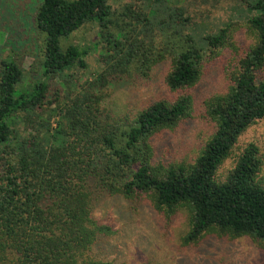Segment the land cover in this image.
Listing matches in <instances>:
<instances>
[{
  "label": "trees",
  "instance_id": "16d2710c",
  "mask_svg": "<svg viewBox=\"0 0 264 264\" xmlns=\"http://www.w3.org/2000/svg\"><path fill=\"white\" fill-rule=\"evenodd\" d=\"M120 2L37 0L25 30L37 35L27 44L33 62L26 69L27 55L15 52L23 45L3 29L18 17L11 15L15 5L0 0V47L11 50L0 56V264H116L100 254L115 233L94 213L113 197L149 199L166 222L184 212L183 248L216 237L249 238L264 249L258 147L249 144L226 177H218L241 137L264 120V0L249 2L254 43L227 91L205 102L215 132L188 164H155L152 140L194 118L191 91L208 60L234 47L235 24H199L191 0ZM92 23L98 27L93 50L65 47ZM91 51L99 53L100 71L81 81L76 71L88 68ZM168 60L165 83L174 97L133 116L116 114L109 104L113 88L150 79ZM141 264L162 262L151 254Z\"/></svg>",
  "mask_w": 264,
  "mask_h": 264
},
{
  "label": "rangeland",
  "instance_id": "374dc122",
  "mask_svg": "<svg viewBox=\"0 0 264 264\" xmlns=\"http://www.w3.org/2000/svg\"><path fill=\"white\" fill-rule=\"evenodd\" d=\"M1 1L3 3L12 1L15 7L12 8L11 15L13 17L18 15L20 18L16 17L15 21L11 18L6 28H3L8 39L14 40L16 45H23L15 52L30 54L33 57L28 47L37 41L34 37L37 35H27L25 30L28 29V24L33 23V17L37 13L34 5L37 0ZM123 1L125 0H121L120 3ZM207 1V4L199 1L201 4L194 5L192 0L188 3L193 18L201 25L209 24L211 29L234 23L232 40L234 47L223 50L218 57L209 59L206 63L204 77L191 91L195 99L194 118L180 125L175 131L160 133L153 138L155 164H188L197 158L205 142L215 132L214 124L205 116V102L214 95L227 91L230 74L254 43L247 26L248 18L251 16V12L248 11L249 2L252 0ZM97 31L96 24L87 25L65 41V47L78 45L93 50ZM4 46L7 47H0V56L3 57L10 55L11 52L9 44ZM32 57L25 56L26 69L32 64ZM98 57V52L91 51L86 59L88 68L76 71V77L81 81L94 78L100 71ZM171 67L172 62L168 60L153 70L150 79L137 80L129 85L121 84L113 88L109 104L115 113L120 117L133 116L139 109L157 100L174 97L165 83ZM251 143L259 149V157L263 163L259 180L264 185V120L252 126L241 137L232 157L219 171V179L226 177L244 148ZM94 213L101 223L109 226L115 233L100 247L102 248L100 254L106 260H116V264H141L142 260L151 254H154L162 264H264V249L249 238L231 240L208 237L197 246L183 248L182 237L188 229L186 214L182 212L170 222H166L146 198L138 200H126L123 197L107 198L98 204Z\"/></svg>",
  "mask_w": 264,
  "mask_h": 264
}]
</instances>
